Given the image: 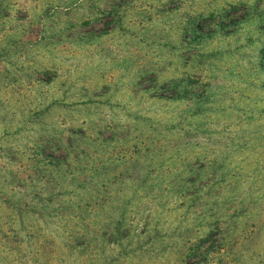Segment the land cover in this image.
Wrapping results in <instances>:
<instances>
[{"label": "rangeland", "instance_id": "obj_1", "mask_svg": "<svg viewBox=\"0 0 264 264\" xmlns=\"http://www.w3.org/2000/svg\"><path fill=\"white\" fill-rule=\"evenodd\" d=\"M0 264H264V0H0Z\"/></svg>", "mask_w": 264, "mask_h": 264}]
</instances>
